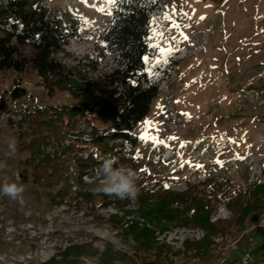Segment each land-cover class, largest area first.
Segmentation results:
<instances>
[{
	"label": "rangeland",
	"instance_id": "374dc122",
	"mask_svg": "<svg viewBox=\"0 0 264 264\" xmlns=\"http://www.w3.org/2000/svg\"><path fill=\"white\" fill-rule=\"evenodd\" d=\"M147 3L155 8L147 39L155 53L151 59L169 72L153 79L159 96L134 131L142 157L139 171L150 181H164L177 195L193 197L212 178L222 179L236 194L247 193L264 182V0ZM44 4L57 17L80 20L78 40L54 56L67 76L93 78L94 63L100 74L115 67V56L103 53L97 39L109 23L107 0H44ZM20 52L31 54L29 48ZM16 76L0 73V184L7 180L25 190L15 200L0 195V264H135L128 258L133 249L121 245L109 222L117 211L113 205L101 206V199L108 196L94 194L100 180L83 175L79 186L76 166L69 167L71 192L97 196L70 206L48 205L42 186L30 179L22 182L20 161L27 152L20 153L19 145L29 137L20 131L31 133L23 111L72 100L68 91L49 98L44 79L34 74L17 77L26 91L22 100L15 104L2 100ZM169 111L178 118L175 126L166 119ZM10 138L16 140L14 153L8 148ZM237 213L224 204L214 210L213 246L207 257L196 258L191 250L202 239V231L174 227L156 234L162 245L157 259L150 255L136 264H221L219 259L236 241L264 220V213L251 215L242 230Z\"/></svg>",
	"mask_w": 264,
	"mask_h": 264
},
{
	"label": "trees",
	"instance_id": "16d2710c",
	"mask_svg": "<svg viewBox=\"0 0 264 264\" xmlns=\"http://www.w3.org/2000/svg\"><path fill=\"white\" fill-rule=\"evenodd\" d=\"M154 9L147 0H115L107 7L109 23L97 39L103 53L115 56V67L100 74L94 63V77L88 79L67 76L54 59L78 40L79 19L53 15L44 0H0V73L17 75L11 87L3 91L2 100L15 104L26 96L17 78L24 74L44 79L49 98L68 91L72 100V104L23 111L31 133L20 131L22 137H29L19 145L20 153L27 152L20 161L22 182L30 179L42 186L48 205L70 206L73 201L79 204L78 200L89 203L97 196L71 192L67 183L69 167L76 166L74 178L79 186L83 175L100 180L97 170L105 159L114 158L119 166L133 169L138 188L135 200L108 196L101 199V206L113 205L117 211L109 222L117 230L121 245L133 249V257L128 258L135 264L150 255L157 259L162 245L157 243L156 234L174 227L202 231V239L191 250L196 258L207 257L213 246L210 217L219 204L236 209L242 230L251 215L264 213V182L254 184L247 193L236 194L228 183L212 178L203 191L191 197L173 194L164 181H150L139 171L142 157L134 131L159 96L157 86L150 84L151 78L169 72L163 63L152 62L147 44ZM22 48H29L31 54L22 55ZM66 85L73 90H67ZM21 127L19 123L18 129ZM60 183L61 188L55 189ZM219 261L264 264V220L243 234Z\"/></svg>",
	"mask_w": 264,
	"mask_h": 264
},
{
	"label": "clouds",
	"instance_id": "9594fccd",
	"mask_svg": "<svg viewBox=\"0 0 264 264\" xmlns=\"http://www.w3.org/2000/svg\"><path fill=\"white\" fill-rule=\"evenodd\" d=\"M8 148L10 153L15 152V138L8 140ZM97 174L100 177V185L94 190V194H103L121 200H135L137 197L136 173L129 167L119 166L116 159L103 160L98 166ZM24 190L23 185L10 183L7 180L0 184V195L13 200L20 197Z\"/></svg>",
	"mask_w": 264,
	"mask_h": 264
},
{
	"label": "built area",
	"instance_id": "2783aa9c",
	"mask_svg": "<svg viewBox=\"0 0 264 264\" xmlns=\"http://www.w3.org/2000/svg\"><path fill=\"white\" fill-rule=\"evenodd\" d=\"M150 55L154 57L155 53L151 51ZM161 76H163V75H161ZM153 79H157V77H153V78H151V80H150V84H151V85H155V84H156V83L153 81ZM169 112H170V113H167V114H166V115H168V116H166V119H168V120L170 119L171 122H172V124L175 126V125L178 123V118L175 117V115L173 114V112H171V111H169ZM164 156H165V154H164Z\"/></svg>",
	"mask_w": 264,
	"mask_h": 264
},
{
	"label": "snow or ice",
	"instance_id": "6c2138e0",
	"mask_svg": "<svg viewBox=\"0 0 264 264\" xmlns=\"http://www.w3.org/2000/svg\"><path fill=\"white\" fill-rule=\"evenodd\" d=\"M107 3L114 4L115 3V0H107ZM98 11L103 12V11H105V9L104 8H99ZM141 139H144V137H141ZM197 167H199V166H197Z\"/></svg>",
	"mask_w": 264,
	"mask_h": 264
}]
</instances>
